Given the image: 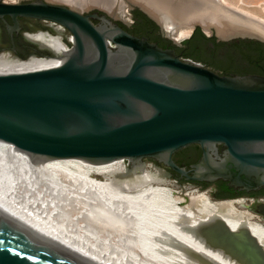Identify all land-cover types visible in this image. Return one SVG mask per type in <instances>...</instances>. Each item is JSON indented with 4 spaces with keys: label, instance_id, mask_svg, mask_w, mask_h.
<instances>
[{
    "label": "water",
    "instance_id": "water-1",
    "mask_svg": "<svg viewBox=\"0 0 264 264\" xmlns=\"http://www.w3.org/2000/svg\"><path fill=\"white\" fill-rule=\"evenodd\" d=\"M160 1L168 6L164 15L175 12L178 23L216 9L233 21L264 28L262 22L218 0ZM123 2L126 13L138 9L170 37L147 9ZM194 6L196 10L191 11ZM91 10L108 15L100 18L107 24L105 29L89 21L98 18L96 14L85 16L75 8L47 0L0 2V19L7 16L13 24L6 26L9 35L18 30V18H28L58 25L72 37L63 62L54 67L0 75V141L43 161L104 165L121 160L124 174L110 172L89 178L102 181L101 177L108 176L109 184L122 192L174 180L155 163L186 182L221 180L245 192L264 188V76H220L215 72L231 69L243 73L251 66L239 51L229 47L214 51L209 42L198 39L196 43L203 48L201 63L181 61L173 51L127 34L111 22L116 17L108 11L100 7ZM196 29L221 42L245 40L264 45L260 33L220 37L214 27L203 28L198 23L192 24L187 38ZM119 53L124 58L116 59ZM191 145H197L202 155L186 171L172 161V155ZM218 145L224 148L221 155ZM149 162L152 166L146 168V178L143 168ZM167 187L182 189L181 195L177 194L181 197L196 188L178 182ZM184 199L183 204L187 202ZM257 203L233 205L259 216L264 226V203ZM0 264L70 263L34 244L0 218Z\"/></svg>",
    "mask_w": 264,
    "mask_h": 264
},
{
    "label": "bare ground",
    "instance_id": "bare-ground-1",
    "mask_svg": "<svg viewBox=\"0 0 264 264\" xmlns=\"http://www.w3.org/2000/svg\"><path fill=\"white\" fill-rule=\"evenodd\" d=\"M17 1L21 0H5L4 2L16 4ZM127 1L147 9L161 24L163 18L164 21L166 20L167 16L164 15L166 12L163 9H158L155 4L149 2L150 0L146 2L147 6L137 3L135 0ZM218 1L225 2V0ZM59 2L73 6L78 3V0H58ZM249 3L251 4L252 1H246V4ZM154 9L162 13L163 18ZM195 23L203 28L214 27L220 37L246 32H257L264 36V28L261 26L236 22L223 14L216 13L200 14L195 18L192 17L185 22L176 24L173 26L175 30L166 27L165 31L174 41L179 42L187 39L190 28ZM56 29L59 32L63 30L58 25ZM28 39L52 50L55 56L49 59L33 57L26 61H20L10 58L8 55H1L0 75L46 70L63 62L64 55L69 52V49L59 38L37 34L29 36ZM151 166V164H146L143 168V175L146 178H149L146 168H151ZM124 171L121 160L104 165H92L80 160L43 161L32 158L13 145L0 141V218L14 226L34 244L70 264L116 263L107 261L101 255L98 256L90 249L85 248L84 245L81 246L80 240L73 242L71 236L69 237L71 239L66 238L65 230L55 228L54 224L50 223L52 219H48L42 213L43 201H48V204L50 203L53 207H58L63 203L68 204L75 209L68 210V206H59V209L63 207L65 213L74 212L75 215L79 213L78 210L75 211L77 206L82 205L79 210L83 212L82 215L86 217L88 210L87 217L90 213V216H95L98 221L105 215V218H110L114 222V225L118 224L117 229H107L106 233L112 231L120 233L121 230H118V226L123 229L131 228L128 232L138 249H135L136 256L134 254L133 257H130L133 258V261L129 260L131 262H136L140 258L139 260H142L144 264H178L170 256V258L158 256L159 249H157L156 242L161 238H168L186 249L203 255L202 248L184 235L186 229H191L202 232L209 241L213 239L211 236L216 232V236H218L215 238L218 242L216 245H219L220 242L226 243L225 247L228 249L231 263L264 264V226L252 224V216L233 205L240 204L239 201L213 202L211 204L212 214L203 215L199 214V210L205 203H209L203 195L204 193L192 192L188 194L189 198L183 204L184 199L172 195L174 192L165 185L146 184L122 192L109 184L111 180L106 179L108 176L101 177L102 181L89 178L91 175L100 176L110 172L124 174ZM180 204L183 205L177 206ZM59 209L57 211L62 210ZM116 211H120L124 215H118ZM225 215H228L231 220L225 218ZM237 215H239L238 220H236ZM121 218H127L125 219L127 223L122 225ZM44 223L48 226L51 224V229L47 228ZM210 231H214L213 234ZM215 239L212 240V243H216L213 242ZM204 257L214 262L218 260L219 256L204 255ZM128 262L127 264H129ZM217 264L221 263L217 262Z\"/></svg>",
    "mask_w": 264,
    "mask_h": 264
},
{
    "label": "rangeland",
    "instance_id": "rangeland-1",
    "mask_svg": "<svg viewBox=\"0 0 264 264\" xmlns=\"http://www.w3.org/2000/svg\"><path fill=\"white\" fill-rule=\"evenodd\" d=\"M3 1H5V0H3ZM24 1H26V0L17 1L16 4H21ZM47 1L51 2L52 4H59L61 6H67V7L75 8V9L79 10L80 12H89V11H91V9L93 7H100L106 11H109V13L112 14L113 16H115L117 19H120L121 16H124V19L129 18L126 15L128 8L124 4L123 0H78V3H76V5H73V6H70V5H67L65 3H61V2L58 3V0H47ZM135 1L137 3H140V4L147 6L146 2L148 0H135ZM246 1H253L256 3H251V5L247 6ZM149 2H152L153 4H155L158 9H163L165 12L167 11L166 8L168 6L166 4V1L150 0ZM220 2L223 3V5L225 7H229L231 9L241 11L242 13H244V14L252 17L253 19H255L259 22H262L264 24V0H225V2H222V1H220ZM197 7L201 8V6H197ZM185 8H187V10H188L189 5L188 4L185 5ZM190 10L195 11L196 7L194 6ZM155 11L157 13L161 14L162 18H163L162 13L158 12L157 10H155ZM167 13L168 12H166V15H167ZM211 13L221 14V12H218L216 9H210L208 12L201 13V14L208 15ZM175 18L177 19V16H176V13L173 11H171L170 15H168V17H166L165 21L163 18L162 24H163L164 29L166 27L173 29V26H175L176 24H179L180 21H179V23H178V21L176 22ZM173 20H174V22H176L175 24L172 22ZM168 22L172 23L173 25L169 24ZM236 22H238V21H236ZM173 30H175V29H173ZM70 37L71 36L67 33L66 34V41H63V43L68 45V39H70ZM185 40H187V39H185ZM146 164L152 165V163H150V162L146 163ZM123 165H124V163H123ZM124 168H125V165H124ZM153 171H154V175H156L157 170L153 169ZM165 182L167 183V184H165L166 187L170 186V182L177 183L175 180H169V182H167V179H165ZM185 185L190 186L189 184H185ZM167 188H169V187H167ZM169 189H171L175 193V196H177L181 199L186 198V200H188V198H189L188 194H190L192 192H197L199 194L204 193L203 195L206 197V199L208 200L207 202H209V203H207V204L205 203V205L200 208L199 214L211 215L213 212L211 204L213 202H218V201H210L209 195H206V192L204 190L199 191L197 188L183 192L182 197L178 196V195H181L182 189H178V190H175L172 188H169ZM241 200L242 199H239L238 201L240 202V204H242L244 206H248V204H245L246 201L249 203V206L252 203H254V202H252V200H248L246 198H243L244 201L243 200L241 201ZM184 201H185V199H184ZM258 202L264 203V199H259ZM42 204L44 205V206H42V208H43L42 213L45 214L48 219H52V221H50V223H52V225L54 224L55 228L58 227L62 231L65 230L66 238L67 237L69 238L71 236L73 242H78L80 240L79 243L81 246L84 245L85 248L90 249L93 253H96L98 256L101 255L102 258H105L107 261L110 260L112 263H116V264H124V262H125V264H127V262L129 260L133 261V258L131 259L130 257H133L134 254L136 256V253H135V251H136L135 249H137L136 243L134 242V240L131 239V237H130L131 234H130V232H128L131 230V228H124L123 229L122 227L118 226V228H119L118 230H121L120 233L117 231H112L113 233L112 232L106 233L107 229H111V230H115V228L117 229L118 224L114 225V222H112L110 220V218H105V215H103V218H101V219L99 218V221H98V219H96L95 216H90L91 215L90 213H89V217H87L88 210L86 212V217L83 216L82 215L83 212L79 211L81 209L82 205L81 206L79 205L80 207L77 206L75 211L78 210L77 212H79V213L77 215H75V214H73L74 212L73 213H65L64 210L62 209L63 207H60L62 210L59 209V206L67 207L68 204H65V203H63V205H58L59 204L58 203L57 204L58 207H53L52 205H50V203L48 204V201L47 202L43 201ZM240 204H237V205H240ZM67 208H68V210H74L75 209L72 206H68ZM57 209H59L61 211H57ZM239 210H241V211L244 210L252 216V218H253L251 221L252 224L257 225V224L263 223V221H261L259 219V216L250 213L248 210H246V209H239ZM116 213L118 215H120V214L124 215V213H120V211H116ZM84 214H85V212H84ZM224 217L231 220V218H229L228 215H225ZM90 219H93V220H90ZM102 219H104V220L102 221ZM125 219H127V218H125ZM125 219L124 218L120 219V222L122 225L124 223H127V222H125ZM238 219H239V215H237V217H236V220H238ZM46 223H47V221H46ZM46 223H44V225H46ZM50 225L51 224H49V226L46 225V227L50 228ZM88 225H89V227H88ZM92 226L96 230L95 229L93 230V228H90ZM210 232H212V234H213L214 231H210ZM68 234H69V236H67ZM184 235L189 237L195 244H198L197 246L202 248L203 255L202 254L199 255V254H197V253H195L189 249H186L181 244L174 242L168 238H161L158 242H156V244L158 246L155 244V246H157V249H159L158 250V256H160L161 258H165L166 256L167 257L170 256L178 264H217V262L221 263V264H235L234 262L231 263L232 262L231 258H230V256H228L229 255L228 249L225 247L226 243L224 244L223 242L219 241L220 244L216 245L218 243V242H216L217 240L215 239V238H218V236H216L217 235L216 232H215V234H213V236H211V234H210L211 238L215 239V241H213V242H216V243H212L213 239L211 241H209V239H206L205 236L202 234V232H199L198 230L194 231L191 229H186L184 231ZM72 236L75 237L76 239L74 240V238ZM79 236H80V238H78ZM90 237H92V238H90ZM71 238H69V239H71ZM133 249H134V251H133ZM119 255H120V257H119ZM204 255H213V256H217V257L219 256L220 258L218 257L219 261L216 260L217 262L216 261L211 262V260H207L204 257ZM125 259H126V261H125ZM139 259L140 258H138V260H136V262L129 261L128 263L129 264H138V263L144 264V262L142 260H139ZM140 261H141V263H140Z\"/></svg>",
    "mask_w": 264,
    "mask_h": 264
},
{
    "label": "flooded vegetation",
    "instance_id": "flooded-vegetation-1",
    "mask_svg": "<svg viewBox=\"0 0 264 264\" xmlns=\"http://www.w3.org/2000/svg\"><path fill=\"white\" fill-rule=\"evenodd\" d=\"M36 1L38 0H26L21 4L34 3ZM0 2H4V1L0 0ZM135 11L142 13L138 9H133L130 11V13H126V15L129 18L124 19V16H121L120 19L116 18L115 20L112 19L110 20L129 35L135 36L139 39L142 38L146 39L148 43L155 44L161 50L173 51L174 54L177 57H179L181 61L190 60L192 62H196L199 64L201 63L199 61L201 59L200 54L203 48L196 43V39L193 38V34L191 35V37L187 38L186 41L184 39L179 42H176L171 37H168L157 24L151 21L143 13L142 14L150 22H147L146 20H143L139 17L134 18L133 13ZM94 14H96L98 18H90L89 21L91 22V24L99 29H105L107 27V24L103 22L100 18L102 16L109 18L108 15L98 10L83 12V15L85 16H93ZM17 21H18V30L13 31L11 35H9V31L6 26L8 25L11 27L13 25L12 21L7 16L3 17V19H0V56L8 55L10 58L17 59L20 61H26L33 57L39 59L49 58V57L53 58L55 55L52 50L42 46L39 43L31 41L30 39H28V37L37 34H42L51 38H59V40L62 43L63 41H66V34L68 32L64 29L61 30L60 32L57 31L56 29L57 25L55 24L44 21L37 22L35 20L28 18H18ZM151 23H153V25ZM215 41L216 43H222L224 45L220 46L218 49H214L213 44L210 43L214 51L222 50L224 47L231 48V41L221 42L216 39ZM124 56L125 55L123 53H119V55H116L115 58L122 59L124 58ZM203 67L209 69L207 66H203ZM215 73H217L220 76L241 75V72H231V69H227V70H223V72L220 71ZM249 75H253V74H249ZM216 149L219 155H221L224 150V148L221 145H218ZM201 155H202V150L197 145H191L186 148H183L182 150L175 152L172 155V161L177 166L184 168L186 171H189L191 169V166L194 165L200 159ZM155 165L164 168L165 172L163 173L164 175L166 174L169 175V178H173L178 183L189 184L193 187H196L197 189L204 190L209 195L210 198L215 200L238 201L239 199L243 200V198H246L248 200H252V202H254L256 206L258 204L257 202L259 199H264V188H260L256 191L245 192L237 188H231L227 185L226 182H223L221 180H217L210 183L186 182L183 178L181 179L179 175L175 174L170 169H167L162 165L156 163Z\"/></svg>",
    "mask_w": 264,
    "mask_h": 264
},
{
    "label": "trees",
    "instance_id": "trees-1",
    "mask_svg": "<svg viewBox=\"0 0 264 264\" xmlns=\"http://www.w3.org/2000/svg\"><path fill=\"white\" fill-rule=\"evenodd\" d=\"M134 18H141L143 20L148 19L140 12L135 11ZM153 25V23H151ZM193 38L198 39L201 42H209L213 44L214 49H218L220 46H223L222 43H216L215 38L205 37L199 29H196L193 33ZM231 49L239 51L240 56L246 60V62L251 66V69L245 70L241 75H260L264 76V45L254 41H245L238 40L231 42ZM243 54V55H242Z\"/></svg>",
    "mask_w": 264,
    "mask_h": 264
},
{
    "label": "built area",
    "instance_id": "built-area-1",
    "mask_svg": "<svg viewBox=\"0 0 264 264\" xmlns=\"http://www.w3.org/2000/svg\"><path fill=\"white\" fill-rule=\"evenodd\" d=\"M65 46L67 47V49L70 50V48L72 46V37H70V41H68V45L65 44Z\"/></svg>",
    "mask_w": 264,
    "mask_h": 264
}]
</instances>
